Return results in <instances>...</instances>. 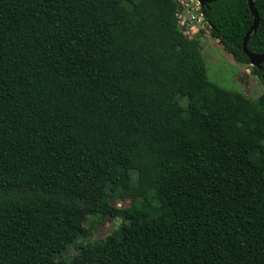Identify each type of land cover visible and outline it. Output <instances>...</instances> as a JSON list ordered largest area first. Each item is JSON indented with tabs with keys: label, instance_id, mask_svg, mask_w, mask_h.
<instances>
[{
	"label": "trees",
	"instance_id": "obj_1",
	"mask_svg": "<svg viewBox=\"0 0 264 264\" xmlns=\"http://www.w3.org/2000/svg\"><path fill=\"white\" fill-rule=\"evenodd\" d=\"M177 7L0 0V264H264V90L212 81ZM204 10L264 81L248 0ZM109 217L119 230L78 244Z\"/></svg>",
	"mask_w": 264,
	"mask_h": 264
},
{
	"label": "rangeland",
	"instance_id": "obj_2",
	"mask_svg": "<svg viewBox=\"0 0 264 264\" xmlns=\"http://www.w3.org/2000/svg\"><path fill=\"white\" fill-rule=\"evenodd\" d=\"M209 30L202 31L197 37L202 44L201 51L209 78L225 88L239 90L251 98L258 97L264 90V81L253 73L250 65L237 62L225 51L219 39L211 34V29ZM118 202L127 205L129 201L122 196ZM90 222V219L87 220L81 228L78 244L105 238L119 230L122 225V219L119 217L101 219L92 228H89ZM79 253L80 250L75 245L65 251L63 257L69 260Z\"/></svg>",
	"mask_w": 264,
	"mask_h": 264
},
{
	"label": "built area",
	"instance_id": "obj_3",
	"mask_svg": "<svg viewBox=\"0 0 264 264\" xmlns=\"http://www.w3.org/2000/svg\"><path fill=\"white\" fill-rule=\"evenodd\" d=\"M174 1L178 6V25L188 38H197L204 30L210 31L211 26L206 18L204 6L200 0Z\"/></svg>",
	"mask_w": 264,
	"mask_h": 264
},
{
	"label": "water",
	"instance_id": "obj_4",
	"mask_svg": "<svg viewBox=\"0 0 264 264\" xmlns=\"http://www.w3.org/2000/svg\"><path fill=\"white\" fill-rule=\"evenodd\" d=\"M200 1L204 6V5H207L212 0H200ZM248 3H249V7H250V9L254 15V21H253V24L251 25V27L249 28L248 32L246 33L244 39H243L242 47H243V51L245 52V54L250 59L251 64L254 66H260L261 63L264 62V54L250 51L248 49V40H249L252 32L255 31L259 27V24L261 21V15H260V12L256 6L255 0H248Z\"/></svg>",
	"mask_w": 264,
	"mask_h": 264
}]
</instances>
